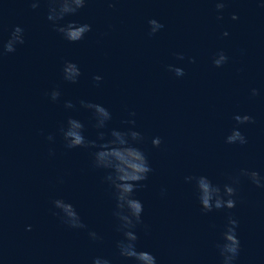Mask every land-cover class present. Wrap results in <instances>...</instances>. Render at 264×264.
<instances>
[{
	"label": "water",
	"instance_id": "95a60500",
	"mask_svg": "<svg viewBox=\"0 0 264 264\" xmlns=\"http://www.w3.org/2000/svg\"><path fill=\"white\" fill-rule=\"evenodd\" d=\"M0 264H264V0H0Z\"/></svg>",
	"mask_w": 264,
	"mask_h": 264
},
{
	"label": "clouds",
	"instance_id": "9594fccd",
	"mask_svg": "<svg viewBox=\"0 0 264 264\" xmlns=\"http://www.w3.org/2000/svg\"><path fill=\"white\" fill-rule=\"evenodd\" d=\"M224 8V4L222 2H219L216 4V10L221 11ZM219 19V17H218ZM233 20L236 19L235 16L232 17ZM152 24H156L155 20L150 21ZM158 27L162 28L163 25L159 24ZM223 35H227V33H224ZM79 33H72V38H78ZM225 57L222 56V59ZM219 64V61L216 62ZM70 136H72L74 139L72 141L73 145H79V146H86L91 148H96L97 151L94 153V166L97 168H104L111 170L110 175L107 177L108 180L111 181L112 186L114 187L115 191L118 187H120L121 182L123 183V190L125 192H131L133 190V186L131 183H128L130 181H138L143 179V176L141 175L146 169L140 165V164H134L131 162L128 157L131 158H138L141 154V150H139L136 147H124L121 145H116L112 142V139L100 143L97 145L95 142H91L86 144L84 137L76 132L69 133ZM113 135V132L111 133V136ZM100 140H103V134L99 137ZM115 159H112V158ZM130 167L134 169V172L129 174L125 171V167ZM131 206L133 209H135L137 212L139 211V204L132 202Z\"/></svg>",
	"mask_w": 264,
	"mask_h": 264
}]
</instances>
